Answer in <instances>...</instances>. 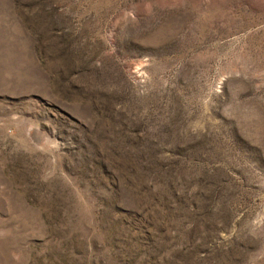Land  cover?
Listing matches in <instances>:
<instances>
[{"label":"rangeland","instance_id":"rangeland-1","mask_svg":"<svg viewBox=\"0 0 264 264\" xmlns=\"http://www.w3.org/2000/svg\"><path fill=\"white\" fill-rule=\"evenodd\" d=\"M0 264H264V0H0Z\"/></svg>","mask_w":264,"mask_h":264}]
</instances>
